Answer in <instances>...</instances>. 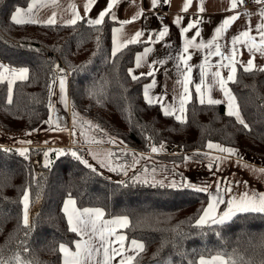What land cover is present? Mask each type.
Segmentation results:
<instances>
[{
  "label": "trees",
  "instance_id": "obj_1",
  "mask_svg": "<svg viewBox=\"0 0 264 264\" xmlns=\"http://www.w3.org/2000/svg\"><path fill=\"white\" fill-rule=\"evenodd\" d=\"M30 1L0 0V60L28 71L11 97L8 84L0 83V129L10 135L37 130L49 118L63 76L72 105L132 153L170 149L171 159H182L214 142L264 159L263 69L240 67L229 83L241 119L196 95L186 119H178L146 100L149 75L132 74L143 44L113 53L109 19L93 26L15 23L14 11ZM22 148L0 145V264H67L62 248L78 239L64 210L67 199L82 210L100 209L105 218H127V240L143 245L130 264H199L213 256L228 264H264V213L240 212L228 222L200 226L210 201L206 192L145 185L134 177L116 182L70 154Z\"/></svg>",
  "mask_w": 264,
  "mask_h": 264
},
{
  "label": "crops",
  "instance_id": "obj_2",
  "mask_svg": "<svg viewBox=\"0 0 264 264\" xmlns=\"http://www.w3.org/2000/svg\"><path fill=\"white\" fill-rule=\"evenodd\" d=\"M159 2L167 5L165 23L155 13ZM12 19L18 24L71 25L81 21L91 26L109 19L114 23L113 53L143 44L134 58L132 74L149 75L144 87L146 100L178 119H186L187 104L194 95L201 102L224 105L228 115L240 119L229 83L236 79L240 67L264 70V6L258 3L242 8L241 0H31L14 11ZM27 74L26 69L0 60V83L8 84L10 97L15 83L26 80ZM56 145L50 143L49 147ZM226 149L209 142L200 153L222 155ZM244 160L264 170V159ZM212 196L215 199L214 191ZM64 210L71 223L73 219V231L78 232L73 247L62 248V260L67 264H130L143 249L140 241L127 240L124 230L128 220H117L123 217L109 219L100 209L82 210L73 199L65 201ZM199 264L228 263L213 256Z\"/></svg>",
  "mask_w": 264,
  "mask_h": 264
},
{
  "label": "rangeland",
  "instance_id": "obj_3",
  "mask_svg": "<svg viewBox=\"0 0 264 264\" xmlns=\"http://www.w3.org/2000/svg\"><path fill=\"white\" fill-rule=\"evenodd\" d=\"M67 82L63 76L56 80L46 122L35 131L17 135L0 129L1 147L21 146L26 151L45 143L47 154L53 149L70 154L116 182L134 177L135 182L145 185L201 190L210 201L197 222L200 226L228 222L231 214L239 212L264 213V170L244 160L258 159L252 154L232 148L222 155L191 152L182 159H171L170 149L132 153L120 139L72 105ZM50 143L57 145L49 147ZM176 149L173 151L178 154ZM71 221V227L76 229Z\"/></svg>",
  "mask_w": 264,
  "mask_h": 264
},
{
  "label": "built area",
  "instance_id": "obj_4",
  "mask_svg": "<svg viewBox=\"0 0 264 264\" xmlns=\"http://www.w3.org/2000/svg\"><path fill=\"white\" fill-rule=\"evenodd\" d=\"M257 3L264 6V0H259L258 2H255L254 0H241V7L242 8H249V7H251ZM155 13L162 23L167 22V20H168V18H167V5L165 2H159L157 4V6L155 8Z\"/></svg>",
  "mask_w": 264,
  "mask_h": 264
}]
</instances>
